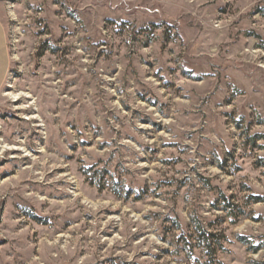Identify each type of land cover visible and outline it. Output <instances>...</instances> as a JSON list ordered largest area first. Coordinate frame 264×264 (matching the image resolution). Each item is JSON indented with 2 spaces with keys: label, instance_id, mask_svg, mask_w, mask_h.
I'll return each mask as SVG.
<instances>
[{
  "label": "rangeland",
  "instance_id": "1",
  "mask_svg": "<svg viewBox=\"0 0 264 264\" xmlns=\"http://www.w3.org/2000/svg\"><path fill=\"white\" fill-rule=\"evenodd\" d=\"M0 23V264H264V0H0Z\"/></svg>",
  "mask_w": 264,
  "mask_h": 264
},
{
  "label": "trees",
  "instance_id": "2",
  "mask_svg": "<svg viewBox=\"0 0 264 264\" xmlns=\"http://www.w3.org/2000/svg\"><path fill=\"white\" fill-rule=\"evenodd\" d=\"M253 143H255V141L253 140ZM225 200V199H224ZM253 203H258L261 202V200L259 198L257 199H252ZM229 205V203H228ZM231 207V205H229ZM195 233L197 236V247L200 248L201 250H203L207 256L214 257V255L217 252V248H219L220 250H223L222 246L220 245V238L210 232L205 231L201 225L198 222H195Z\"/></svg>",
  "mask_w": 264,
  "mask_h": 264
},
{
  "label": "crops",
  "instance_id": "3",
  "mask_svg": "<svg viewBox=\"0 0 264 264\" xmlns=\"http://www.w3.org/2000/svg\"><path fill=\"white\" fill-rule=\"evenodd\" d=\"M7 46L5 33L0 23V86L2 85L7 67Z\"/></svg>",
  "mask_w": 264,
  "mask_h": 264
}]
</instances>
